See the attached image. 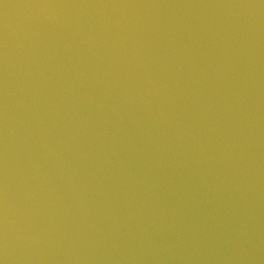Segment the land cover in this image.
Wrapping results in <instances>:
<instances>
[{"label": "water", "instance_id": "95a60500", "mask_svg": "<svg viewBox=\"0 0 264 264\" xmlns=\"http://www.w3.org/2000/svg\"><path fill=\"white\" fill-rule=\"evenodd\" d=\"M0 260L264 264V0H0Z\"/></svg>", "mask_w": 264, "mask_h": 264}, {"label": "clouds", "instance_id": "9594fccd", "mask_svg": "<svg viewBox=\"0 0 264 264\" xmlns=\"http://www.w3.org/2000/svg\"><path fill=\"white\" fill-rule=\"evenodd\" d=\"M0 261H2V262H3V264H5V261H4V260H0Z\"/></svg>", "mask_w": 264, "mask_h": 264}, {"label": "snow or ice", "instance_id": "6c2138e0", "mask_svg": "<svg viewBox=\"0 0 264 264\" xmlns=\"http://www.w3.org/2000/svg\"><path fill=\"white\" fill-rule=\"evenodd\" d=\"M0 264H3V262H2V261H0Z\"/></svg>", "mask_w": 264, "mask_h": 264}]
</instances>
